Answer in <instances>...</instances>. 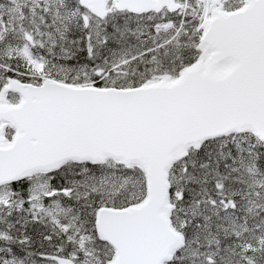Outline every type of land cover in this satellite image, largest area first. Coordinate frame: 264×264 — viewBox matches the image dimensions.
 <instances>
[{
	"label": "snow or ice",
	"instance_id": "1",
	"mask_svg": "<svg viewBox=\"0 0 264 264\" xmlns=\"http://www.w3.org/2000/svg\"><path fill=\"white\" fill-rule=\"evenodd\" d=\"M0 264H264V0H0Z\"/></svg>",
	"mask_w": 264,
	"mask_h": 264
}]
</instances>
